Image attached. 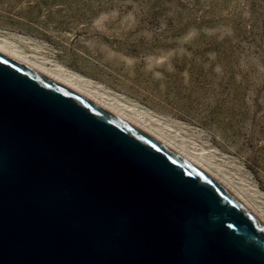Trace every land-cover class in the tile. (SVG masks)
<instances>
[{
	"label": "water",
	"instance_id": "1",
	"mask_svg": "<svg viewBox=\"0 0 264 264\" xmlns=\"http://www.w3.org/2000/svg\"><path fill=\"white\" fill-rule=\"evenodd\" d=\"M0 264H264L225 184L0 51Z\"/></svg>",
	"mask_w": 264,
	"mask_h": 264
},
{
	"label": "rangeland",
	"instance_id": "2",
	"mask_svg": "<svg viewBox=\"0 0 264 264\" xmlns=\"http://www.w3.org/2000/svg\"><path fill=\"white\" fill-rule=\"evenodd\" d=\"M0 40L135 111L264 216V0H0Z\"/></svg>",
	"mask_w": 264,
	"mask_h": 264
},
{
	"label": "bare ground",
	"instance_id": "3",
	"mask_svg": "<svg viewBox=\"0 0 264 264\" xmlns=\"http://www.w3.org/2000/svg\"><path fill=\"white\" fill-rule=\"evenodd\" d=\"M0 51L7 54L8 56L46 74L47 76L59 81L60 83L64 84L65 86L69 87L70 89L74 90L75 92L79 93L83 97L87 98L88 100L92 101L93 103L97 104L98 106L102 107L103 109L107 110L108 112L112 113L113 115L117 116L118 118L134 125L138 129L144 131L145 133L152 136L154 139L162 143L163 145L167 146L168 148L172 149L173 151L177 152L178 154L182 155L183 157L187 158L188 160L195 163L197 166L205 170L207 173L215 177L217 180L225 184L227 187L232 189L226 182L222 179L218 178L216 175L212 174L210 170L204 166V164L195 156H192L185 152L182 148L177 147L167 138H165L161 133L154 130V128L149 127L144 120H140V117L137 116L136 112L133 110H128V107H125L118 101H112L111 99H106L102 94L92 91L90 88L84 85L85 81L82 78L69 74L67 72L54 70L49 67H45L41 65L25 55H23L20 51L16 50L11 44L7 41L0 40ZM232 191L237 195V197L242 201V203L246 206V208L260 221L264 223V216L258 213L250 204L246 202V200L239 195L234 189Z\"/></svg>",
	"mask_w": 264,
	"mask_h": 264
}]
</instances>
